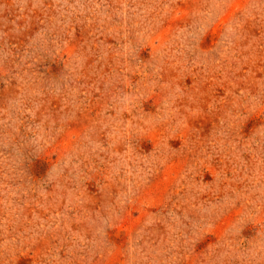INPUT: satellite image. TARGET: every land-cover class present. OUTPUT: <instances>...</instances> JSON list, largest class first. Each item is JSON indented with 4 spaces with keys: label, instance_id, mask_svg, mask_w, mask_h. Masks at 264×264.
<instances>
[{
    "label": "rangeland",
    "instance_id": "1",
    "mask_svg": "<svg viewBox=\"0 0 264 264\" xmlns=\"http://www.w3.org/2000/svg\"><path fill=\"white\" fill-rule=\"evenodd\" d=\"M0 264H264V0H0Z\"/></svg>",
    "mask_w": 264,
    "mask_h": 264
}]
</instances>
